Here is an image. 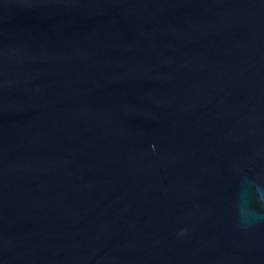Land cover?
Returning a JSON list of instances; mask_svg holds the SVG:
<instances>
[{"label": "water", "instance_id": "obj_1", "mask_svg": "<svg viewBox=\"0 0 264 264\" xmlns=\"http://www.w3.org/2000/svg\"><path fill=\"white\" fill-rule=\"evenodd\" d=\"M0 264H264V0H0Z\"/></svg>", "mask_w": 264, "mask_h": 264}]
</instances>
